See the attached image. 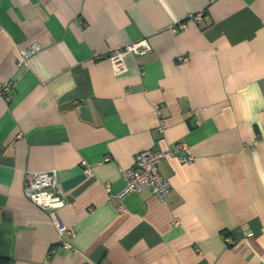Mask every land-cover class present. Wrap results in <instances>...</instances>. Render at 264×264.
I'll return each instance as SVG.
<instances>
[{
  "label": "crops",
  "instance_id": "1",
  "mask_svg": "<svg viewBox=\"0 0 264 264\" xmlns=\"http://www.w3.org/2000/svg\"><path fill=\"white\" fill-rule=\"evenodd\" d=\"M2 83L0 264H264V0H0ZM147 149L166 198L110 197ZM53 168L61 233L23 193Z\"/></svg>",
  "mask_w": 264,
  "mask_h": 264
},
{
  "label": "built area",
  "instance_id": "2",
  "mask_svg": "<svg viewBox=\"0 0 264 264\" xmlns=\"http://www.w3.org/2000/svg\"><path fill=\"white\" fill-rule=\"evenodd\" d=\"M37 44H32L29 47H22L19 49L21 60L27 59L30 55L36 52ZM151 49L150 43L146 39L138 41L127 42L120 47L114 48L109 57L115 61L118 60L124 52L130 53H145ZM183 55L178 56V60H185ZM8 84L2 83L0 85V93L8 90ZM181 146L188 150V146L182 143ZM188 155L182 157V161H192L193 155L188 150ZM171 152L169 150H141L134 156L133 164L128 167L120 168V173L125 180L123 189L110 197L121 198L122 195L128 192H140L147 188L152 195L159 200H164L171 189V182L168 178L163 177L158 170L159 161ZM82 164H86L85 160H81ZM84 170L89 172L86 165ZM24 196L35 205L43 209H51L53 221L61 233L67 228L66 225L60 223L58 219L57 209L65 204V194L61 190L57 182L56 169L27 171L24 186ZM66 249H70L71 245L68 242H63Z\"/></svg>",
  "mask_w": 264,
  "mask_h": 264
}]
</instances>
